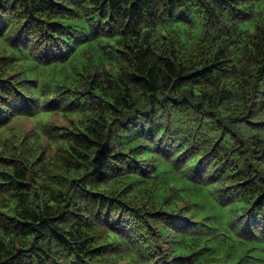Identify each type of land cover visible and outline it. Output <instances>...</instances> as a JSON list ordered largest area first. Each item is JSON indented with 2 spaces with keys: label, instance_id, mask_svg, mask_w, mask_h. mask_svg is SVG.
<instances>
[{
  "label": "trees",
  "instance_id": "16d2710c",
  "mask_svg": "<svg viewBox=\"0 0 264 264\" xmlns=\"http://www.w3.org/2000/svg\"><path fill=\"white\" fill-rule=\"evenodd\" d=\"M0 264H264V0H0Z\"/></svg>",
  "mask_w": 264,
  "mask_h": 264
},
{
  "label": "rangeland",
  "instance_id": "374dc122",
  "mask_svg": "<svg viewBox=\"0 0 264 264\" xmlns=\"http://www.w3.org/2000/svg\"><path fill=\"white\" fill-rule=\"evenodd\" d=\"M67 119V117L61 116L59 114H52L47 118L49 123L59 126L66 124ZM35 123L36 122L34 119L20 117L14 119L13 126L18 133L22 135H31L34 132ZM45 140L46 139H44V142Z\"/></svg>",
  "mask_w": 264,
  "mask_h": 264
}]
</instances>
